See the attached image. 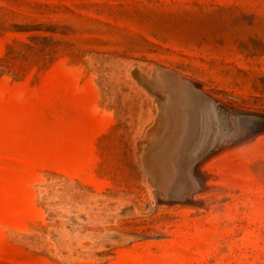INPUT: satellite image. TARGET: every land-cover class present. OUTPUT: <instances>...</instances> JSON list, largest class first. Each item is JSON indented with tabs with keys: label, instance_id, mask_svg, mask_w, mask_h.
Instances as JSON below:
<instances>
[{
	"label": "rangeland",
	"instance_id": "obj_1",
	"mask_svg": "<svg viewBox=\"0 0 264 264\" xmlns=\"http://www.w3.org/2000/svg\"><path fill=\"white\" fill-rule=\"evenodd\" d=\"M190 82L264 113V0H0V264H264V134L169 200Z\"/></svg>",
	"mask_w": 264,
	"mask_h": 264
},
{
	"label": "water",
	"instance_id": "obj_2",
	"mask_svg": "<svg viewBox=\"0 0 264 264\" xmlns=\"http://www.w3.org/2000/svg\"><path fill=\"white\" fill-rule=\"evenodd\" d=\"M190 85L194 89H200L196 83L190 82ZM200 93L196 104L200 110L199 125L195 143L192 148L190 147L191 167L196 172L200 165L212 156L264 134V113L245 111L224 104L201 89ZM204 187V179L199 181L196 179L190 185H184L180 192H170L169 200L193 204V196L202 192Z\"/></svg>",
	"mask_w": 264,
	"mask_h": 264
},
{
	"label": "bare ground",
	"instance_id": "obj_3",
	"mask_svg": "<svg viewBox=\"0 0 264 264\" xmlns=\"http://www.w3.org/2000/svg\"><path fill=\"white\" fill-rule=\"evenodd\" d=\"M187 80H190V79H187ZM188 83V82H187ZM196 84L197 85H199L200 86V89L202 88V86L198 83V82H196ZM181 85V84H180ZM183 86V85H182ZM184 86H185V82H184ZM186 87V86H185ZM183 89H184V87H182ZM189 89V88H188ZM200 89H197V90H200ZM183 91V90H182ZM185 91V90H184ZM192 91V90H191ZM186 92V91H185ZM185 92H184V95H185ZM183 93V92H182ZM191 93V92H190ZM187 94H188V92H187ZM199 94H200V92H199ZM183 95V94H182ZM195 95V94H194ZM201 95V94H200ZM162 96V95H161ZM186 96H187V98H186ZM186 96H183V97H185L186 99H187V103H191V104H193V105H195V104H197V100L198 99H196L195 97H193V96H191V95H186ZM198 96V95H197ZM180 97H182V96H180ZM160 98V97H159ZM182 99V98H181ZM214 99V98H213ZM183 100V99H182ZM182 100H180V101H182ZM216 100V99H215ZM185 104H186V102L185 101H183ZM186 106H188V105H185L184 107H186ZM197 106V105H196ZM181 107V106H180ZM193 107V106H192ZM188 107H186L185 109H187ZM185 109H184V112H185ZM182 111H183V109H181ZM190 110V109H189ZM189 110H186L187 112L189 111ZM194 110H195V108H194ZM191 111V110H190ZM189 111V113H188V115H190V113L192 112H190ZM193 112H195V111H193ZM183 113V112H182ZM181 113V114H182ZM199 113V112H198ZM198 113H196V114H198ZM180 114V113H179ZM192 114V113H191ZM194 114V113H193ZM181 116H183V115H181ZM181 116H180V118H181ZM184 116H186L185 114H184ZM192 116V115H191ZM185 118V117H184ZM183 118V119H184ZM194 118V117H193ZM195 119H198V117L197 118H195ZM188 120H189V117H188ZM199 120V119H198ZM192 121V120H191ZM197 121V120H196ZM182 122V121H181ZM189 122V121H188ZM195 122V121H194ZM185 123V122H184ZM190 124H191V122H190ZM193 124H197V123H193ZM184 125V124H183ZM185 125H186V123H185ZM187 126H189V125H187ZM187 126H185V127H187ZM194 126H196V125H194ZM185 127H183V131H184V134L182 135V137H181V140H180V144H181V147H180V153H181V157L178 159L177 158V160L174 162V169H175V174H174V176L171 178V179H169V180H166V182H167V184L169 185V187L170 188H173V189H177L178 190V192H180L181 191V189L183 188V186L185 185V186H188V185H190L193 181H195L196 179H197V181H199V180H202V179H204V191L206 190V176L199 170L200 169V167H201V165L205 162H203L201 165H200V167H199V169L197 170V172L196 171H194L193 169L191 170V172H193L194 173V177L193 178H191L190 176H189V169L190 168H192L191 167V157H190V151H188V149H189V146L190 145H188V143L190 144V142H189V138H188V136L190 135L189 133V135L187 136L186 134H187V130H186V128ZM194 135H196L195 133H194ZM192 137V136H191ZM190 137V138H191ZM196 137V136H195ZM195 139V138H194ZM194 139H192V140H194ZM191 140V141H192ZM193 142V141H192ZM180 144L178 143L177 145H179L180 146ZM179 148V147H178ZM188 152V153H187ZM161 157V156H160ZM173 158H175V157H173ZM162 159V158H161ZM175 160V159H174ZM172 162H173V160H172ZM168 171V170H167ZM170 171V170H169ZM168 173V172H167ZM171 173H172V171H171ZM170 173V174H171ZM169 174V173H168ZM171 176V175H170ZM193 176V175H192ZM164 187H166V186H164ZM203 191V192H204ZM161 193V192H160ZM163 194H165V193H163ZM160 197H162L163 198V195L162 196H160ZM164 197H166V195L164 196ZM159 199V198H158ZM168 199H169V197H168ZM162 200V199H161ZM166 200V199H165ZM172 201H174V200H172ZM156 202H158V201H156ZM161 202V201H160ZM159 202V203H160ZM170 202V201H169ZM195 202V201H194ZM198 202V201H197ZM172 203H174V202H172ZM168 204V203H167ZM178 204V203H177ZM193 204H195V203H193ZM192 204V205H193ZM168 206V205H167Z\"/></svg>",
	"mask_w": 264,
	"mask_h": 264
}]
</instances>
